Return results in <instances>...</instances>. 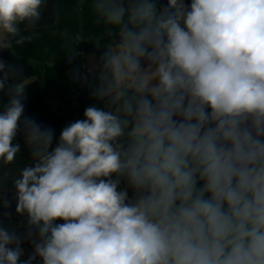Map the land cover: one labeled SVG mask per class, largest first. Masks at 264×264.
Instances as JSON below:
<instances>
[{"label": "clouds", "instance_id": "obj_1", "mask_svg": "<svg viewBox=\"0 0 264 264\" xmlns=\"http://www.w3.org/2000/svg\"><path fill=\"white\" fill-rule=\"evenodd\" d=\"M46 6L0 0V50L36 39ZM90 8L106 37L90 96L104 106L55 147L24 116L23 65L0 60V163L22 131L33 163L13 179L15 210L36 236L22 261L21 236L0 226V264H264V0Z\"/></svg>", "mask_w": 264, "mask_h": 264}, {"label": "crops", "instance_id": "obj_2", "mask_svg": "<svg viewBox=\"0 0 264 264\" xmlns=\"http://www.w3.org/2000/svg\"><path fill=\"white\" fill-rule=\"evenodd\" d=\"M185 2L191 3V0ZM46 5L35 29L37 38L15 47L13 52L0 50V60L10 65H23V75L31 78L25 89L24 116L35 120L42 128L52 129V147H55L62 129L71 122L84 119L87 107L104 106L103 102L90 96L89 85L94 83V71L98 70L95 66L104 52L103 46L97 45H103L106 37L104 26L95 22L91 0H46ZM74 52V55H68ZM5 102V95L0 92V107ZM14 143L20 145L14 163H0V186L11 189H15L13 179L18 177L19 171L33 163L22 131L18 132ZM121 187L125 185L122 183ZM129 195H132L131 190ZM13 206H16L13 200L0 199V226L21 236L23 261L32 254L36 236L24 238L27 223L24 216L18 214L13 225L7 223L6 213ZM33 264H41L40 258L37 257Z\"/></svg>", "mask_w": 264, "mask_h": 264}, {"label": "built area", "instance_id": "obj_3", "mask_svg": "<svg viewBox=\"0 0 264 264\" xmlns=\"http://www.w3.org/2000/svg\"><path fill=\"white\" fill-rule=\"evenodd\" d=\"M185 3L190 4L189 2H185ZM157 4L160 7L166 6L167 0H157ZM87 72H88V69H87ZM2 198L11 199L16 203V190L0 186V199H2ZM15 209L16 208H12V209L8 210L6 213V221L9 225H13L16 221L17 216H18Z\"/></svg>", "mask_w": 264, "mask_h": 264}, {"label": "trees", "instance_id": "obj_4", "mask_svg": "<svg viewBox=\"0 0 264 264\" xmlns=\"http://www.w3.org/2000/svg\"><path fill=\"white\" fill-rule=\"evenodd\" d=\"M12 208H16V206H13ZM12 208H11V209H12Z\"/></svg>", "mask_w": 264, "mask_h": 264}]
</instances>
